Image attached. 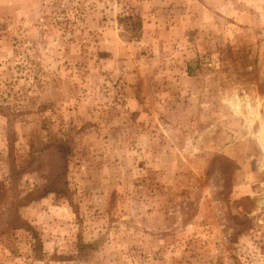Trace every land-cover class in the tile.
Wrapping results in <instances>:
<instances>
[{"label":"rangeland","instance_id":"obj_1","mask_svg":"<svg viewBox=\"0 0 264 264\" xmlns=\"http://www.w3.org/2000/svg\"><path fill=\"white\" fill-rule=\"evenodd\" d=\"M0 264H264V0H0Z\"/></svg>","mask_w":264,"mask_h":264}]
</instances>
